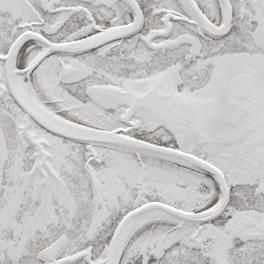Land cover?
Returning <instances> with one entry per match:
<instances>
[{"label":"snow or ice","instance_id":"1","mask_svg":"<svg viewBox=\"0 0 264 264\" xmlns=\"http://www.w3.org/2000/svg\"><path fill=\"white\" fill-rule=\"evenodd\" d=\"M0 264H264V0H0Z\"/></svg>","mask_w":264,"mask_h":264}]
</instances>
